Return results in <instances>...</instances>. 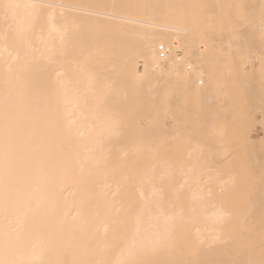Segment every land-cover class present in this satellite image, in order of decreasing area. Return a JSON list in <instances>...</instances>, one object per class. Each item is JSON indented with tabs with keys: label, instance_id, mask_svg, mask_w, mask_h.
Segmentation results:
<instances>
[{
	"label": "bare ground",
	"instance_id": "obj_1",
	"mask_svg": "<svg viewBox=\"0 0 264 264\" xmlns=\"http://www.w3.org/2000/svg\"><path fill=\"white\" fill-rule=\"evenodd\" d=\"M263 6L264 0H0V261L4 264H264V181L259 185L255 184L253 171L250 173L252 175H248V169L241 170L243 176L236 174L240 171H232L226 172L228 177L217 178L224 167L226 171L228 167L232 170L234 158L230 156L234 157L233 149L231 155L223 154L228 145L225 146L224 142V146H220L223 151L218 149V145L222 144L218 141H228L231 134L226 138L220 128L217 135L221 133L225 139L219 137L216 141L212 136L216 131L211 130L214 133L211 136L218 145L205 142L208 148L215 145L210 148L211 151L213 148L214 152L218 147L223 152H219L221 156L228 154L229 159H232L229 163L230 160L225 156L231 165L226 167L223 156V162L220 160L222 163L216 161L218 157H214L218 150L213 156L214 162H220L221 167L225 162L219 174L218 169L216 170L218 175L214 180H217V184L213 181L218 187L216 192L227 188L228 191L221 192L230 197V200L225 197L226 200L218 198V201H213L214 188H209V181L207 188L212 190H209L212 194L205 191L204 180H209L205 176L209 172L206 171L208 167L202 168L201 165L192 163L193 160L198 164L194 156L199 151L208 150L207 146L200 148V142L198 147L196 142H192L191 148H188L187 156L191 155V162L188 161L190 165L185 164L190 167H182L183 170H189L188 173L195 169L191 172L193 175L189 173L195 177L188 178V173L185 174L186 171H181L182 168L178 167L179 161L177 166L175 163L176 168L171 166V169L166 166L172 162L168 159L153 161V166L157 162L161 170L167 169L161 176L164 179H159L166 187L169 181L164 174L173 172L174 176L181 175L178 176L179 180L175 176L178 182L173 186L176 188L170 183L167 188L169 190L172 187L169 193L172 192L170 194L174 195L173 198L177 195L176 192L181 194L179 189L176 191L177 188L182 187L184 192L190 188L184 190L186 183L191 185V189L196 188V191L190 189V192H185L188 197L182 192L185 197L180 196L184 199L176 197L181 201L189 199L182 203L163 200L169 194L166 193L168 190H162L166 191L163 196L162 191L158 190L162 185L158 182L159 188L157 183L151 182V173L155 172L156 167L151 166V159L145 165L141 164L147 161H144L145 158L140 162L143 153L148 151L151 154V148L155 146L150 144L146 148L144 145V149L150 150H143L142 153L139 149L141 154L138 150L136 156L134 151H130V147L128 152H124L123 148H127L128 144L121 141L126 137L127 131L140 130L137 128L140 125L132 122L133 119L137 122L139 115L142 118L141 112L147 114V119L146 127L141 128L140 134L151 135L150 114L153 115L152 108H156L151 106L154 104L151 100L161 102L165 99L161 104L169 107L173 103L175 107L170 108L176 109L173 110L174 113H184L187 110L191 112L195 105L191 102L192 99H199L200 105L204 100L202 107L207 105L206 108L198 105L201 112L202 109H206V112L200 115L196 114L198 110H192L195 113L189 114L192 118L195 114L199 115V122L197 123L195 116L196 120L189 117V121L192 119L194 121L191 122L196 121L199 125L202 122L200 116L205 117L206 114H202L207 113V108L210 107L208 110L212 109L213 113H207L206 126L203 127L204 124L201 123L202 129L197 126L194 130L201 131L199 133L202 136L212 133L203 128L215 117L213 114L218 109L215 106L219 105L221 109L229 104L216 101L220 84L226 79L236 81L230 94L238 88L242 92L241 83L247 81L244 77L248 71V65H243L242 59L255 56L253 53L260 55V50L263 51L260 48H264L263 27L259 30L260 26H250L253 22L258 24V19L264 20ZM221 7H228L226 9L231 12L229 15L233 18L227 15V19L230 23L233 19V26L238 25L234 27V31L239 28V32H236H241L239 38L235 35L236 39L232 40L233 35L228 36L227 30L231 31L232 25L229 26L226 20L228 12L223 14L227 10L224 11ZM254 8L257 10L254 11ZM216 9L223 10V13L217 12L222 16L219 18L217 15L220 19L217 21L222 26L219 24L221 27L217 26L216 29L215 25L213 28L215 23L211 22L213 26L210 25V28L217 33L218 27L223 28L219 29L221 31L218 36L208 26H202L212 20L216 22L217 16L213 17L217 14ZM249 9L251 14L257 12V16L254 13L249 18L246 13ZM207 12H210L209 18L212 20H205L209 16ZM198 13L204 18L202 24V21L197 22L201 18H198ZM205 13L207 17L204 16ZM223 15L227 22L224 21V24L221 22L224 20ZM245 19L248 22H244ZM206 21L208 23L205 24ZM253 28L260 32L255 34ZM246 32L245 37L254 34L251 35L255 37H251L254 40L247 38L251 44L254 43L252 47H249L250 44L247 46V40L242 36ZM230 33L233 34V31ZM256 38H263L259 39L262 42ZM111 43L118 46L111 48ZM159 45L168 49L164 57H160L157 52ZM178 52L182 53V57ZM263 52L260 57H263ZM139 65L141 68H138ZM230 74L236 75L235 78L227 77ZM169 92L171 98L170 95L167 96ZM238 92L235 91L232 96L235 99V94L238 95L239 101L241 98ZM135 98H138L136 102ZM187 98L193 104L191 109L185 105ZM142 100L146 102L145 105L139 102ZM129 101L136 104L132 107ZM208 101L214 105L219 103L213 106ZM234 101L235 104L238 102ZM238 103L239 107L240 102ZM235 107L231 106L232 109ZM159 110L157 114L161 113V109ZM134 111L141 112L134 114ZM124 116L125 119L130 117L129 123ZM153 116L155 118L157 115ZM162 116L163 114L159 117ZM119 119L123 121V125L120 123L123 128H119ZM238 121L241 120L237 119L236 122ZM211 122L213 120L209 124ZM234 123L231 124L234 126ZM130 125H137L136 129ZM160 125L169 128L163 119L157 123V126ZM209 128L214 129L211 125ZM226 128L224 126L225 134L229 133ZM169 129L172 132V128ZM143 130L149 132L145 133ZM117 134L119 138L123 137L112 138ZM142 136L143 139L147 138ZM108 140H111V144ZM117 140L123 144L116 146ZM194 145L197 148L194 149ZM236 146H233L234 149ZM118 147L119 150L116 149ZM230 147L232 146L225 150ZM194 151L196 154L192 157ZM211 151L207 155H211L212 159ZM134 158L137 161L139 159L136 161L138 166L135 165ZM161 162H165V165ZM200 162L199 160V164ZM193 166L197 169L200 166L206 174ZM151 168H154V172H151ZM224 171L221 173L224 174ZM214 172L212 175L215 176ZM210 174L211 172L207 176ZM212 175L208 178L213 177ZM159 176L156 177L157 181ZM168 176L167 179H172ZM133 179L134 183L138 180V184L136 183L134 191H129L131 188L127 189L128 183ZM143 180L149 183L144 181L145 183L139 184ZM198 181L200 185V182L204 183L205 192H201ZM171 182L174 183V180ZM194 182L196 186L193 185ZM134 183H130L131 187ZM198 188L201 190L198 191ZM215 194L217 197V193ZM190 196L196 199L191 200ZM208 196L212 197V201H208ZM199 197H205V200L197 199Z\"/></svg>",
	"mask_w": 264,
	"mask_h": 264
},
{
	"label": "rangeland",
	"instance_id": "obj_2",
	"mask_svg": "<svg viewBox=\"0 0 264 264\" xmlns=\"http://www.w3.org/2000/svg\"><path fill=\"white\" fill-rule=\"evenodd\" d=\"M260 2V1H259ZM258 3V2H257ZM261 3V2H260ZM256 6V5H255ZM262 6V5H261ZM260 6V7H261ZM209 8V7H208ZM207 8V9H208ZM216 8V7H215ZM222 9H223V7H221ZM225 8V7H224ZM226 8H228V7H226ZM225 8V9H226ZM259 8V7H258ZM213 9V8H212ZM216 9V13L218 12V11H222L221 13H223V10L225 11V9ZM252 9V8H251ZM260 9V8H259ZM258 9V10H259ZM263 9H264V6H263ZM210 10H211V8H210ZM227 10V9H226ZM257 10V9H256ZM255 10V8H254V11H256ZM208 11H209V9H208ZM229 11H231V9L229 10ZM233 11L236 13V11L233 9ZM252 11V10H251ZM253 11V12H254ZM260 11V10H259ZM204 12V11H203ZM206 12V11H205ZM228 12V10L227 11H225V13H223L224 15L226 14ZM233 12V13H234ZM208 13V12H207ZM207 13H205L204 14V16H206V14ZM210 13V12H209ZM208 13V14H209ZM216 13H214L213 12V14H216ZM235 13L233 14L235 17L237 16V15H235ZM246 13H247V15L249 16V18L251 17L252 18V14H254V13H252L251 14V12H250V9L248 10V11H246ZM257 13V12H256ZM256 13H255V15H256ZM201 14H203L202 12H201ZM201 14L200 13H198V18L199 17H201L200 18V20L198 19V21L197 22H200V21H202V22H200L201 24L203 23V20H204V18H202L203 16H201ZM211 14H212V12H211ZM229 14H231V12L229 13L228 12V14H226L225 16H226V20H227V22H228V24H229V26L230 25H232L231 23H232V20H231V23L229 22V19H227V18H229L228 16H230ZM260 14V13H259ZM263 14V16L262 17H264V13H262ZM200 15V16H199ZM219 16V18H220V14H216V15H214L213 17H216V16ZM223 15V16H224ZM228 15V16H227ZM208 16V15H207ZM206 16V17H207ZM211 15L209 14V16H208V18H206L205 20H207L208 19V21L209 20H212L211 18H209ZM218 16L216 17V22L214 21L213 22V20L212 21H209V23H208V21H206V22H204L205 24L206 23H208L207 25H202V26H208V28H210V25H212L213 26V24L212 23H215L214 24V26H213V28H215V25H216V29H217V26H219V27H221L222 25H221V23H218V21H220V19H218ZM225 16H224V20L222 21L221 20V22H223V24L226 22L225 21ZM257 16V15H256ZM230 17H232V16H230ZM245 17V16H244ZM221 18H222V16H221ZM233 18V17H232ZM238 18V17H237ZM248 18V19H249ZM254 18V17H253ZM256 18V17H255ZM254 18V19H255ZM258 18V17H257ZM261 18V17H260ZM202 19V20H201ZM214 19V18H213ZM217 19H218V21H217ZM238 19H241V21L243 20V18H238ZM248 19L246 20V21H244V22H248ZM261 19H262V22H261ZM261 19H258L259 20V23L258 24H255L254 22L250 25V26H254V27H256L257 28V26H260V27H258V29L260 28V29H262L261 27H263V29H264V20H263V18H261ZM258 20H257V22H258ZM225 21V22H224ZM254 21H256V20H254ZM212 22V23H211ZM226 22V23H227ZM236 22V21H235ZM234 22V23H235ZM244 22H242V23H244ZM249 22H251V19H250V21ZM217 23V24H216ZM238 23V22H237ZM240 24H241V22H239ZM260 23H261V25H260ZM199 24V23H198ZM221 26H220V25ZM236 24V23H235ZM250 24V23H249ZM200 25V24H199ZM227 25V24H226ZM234 25V24H233ZM232 25V26H233ZM241 25H243V24H241ZM244 25H245V23H244ZM201 26V25H200ZM223 26H225V25H223ZM231 26V28L233 29H231V31H233V34L232 33H230L231 31L230 30H227L229 33H228V36L231 34V36L233 35V38L231 37V39L232 40H235L234 39V36L236 35V37H238L239 36V34L241 33H236V32H239V28L237 29V31L235 32L234 31V29L238 26H233L232 27ZM218 27V31L220 32L222 29L221 28H219ZM226 27V26H225ZM235 27V28H234ZM245 28H246V26H244ZM212 28V27H211ZM210 28V29H211ZM240 28H242V27H240ZM248 28H250L249 26H248ZM209 29V30H210ZM219 29H221V30H219ZM259 29V30H260ZM213 29H211V31H212ZM242 29H240V31H241ZM258 30V32H257V30L255 31V28H253V31H255V34H256V32L257 33H259L260 31ZM226 30H224V32H225ZM212 32H216V34H217V36H218V33H217V31H215V29L212 31ZM243 32H245V31H243ZM248 32V31H247ZM247 32L246 33H244L242 36H244L245 37V34H247ZM262 32V31H261ZM264 32V31H263ZM222 33V32H221ZM249 33V32H248ZM214 34V33H213ZM220 34V33H219ZM223 34V33H222ZM251 34V33H250ZM249 34V35H250ZM215 35V34H214ZM252 36L254 35V34H251ZM249 36V37H245V39L247 40V38H249L250 39V41H252V40H254V39H251V37L252 36ZM259 35V34H258ZM216 36V35H215ZM262 36H264V33H263V35ZM230 37V36H229ZM258 37V36H257ZM120 38H123V37H120ZM239 38V37H238ZM252 38H255V37H252ZM125 39V38H124ZM123 39V40H124ZM248 39V40H249ZM257 39V38H256ZM259 39H261V38H259ZM259 39H257V40H259ZM263 39V38H262ZM261 39V40H262ZM117 40H120V39H117ZM123 40H121V41H123ZM130 40V39H129ZM247 40V43L246 44H248L247 46H249V44H250V46L249 47H252L251 45H253V44H251L250 43V41H248ZM114 41H116V40H114ZM113 41V43L115 44L116 42H114ZM249 42V43H248ZM259 42H262V41H260L259 40ZM264 42V41H263ZM113 43H111V45H113V47L111 46V45H109V46H111V48H114V47H116V46H118V45H116V46H114V44ZM117 43H119V42H117ZM122 43V42H121ZM124 43V42H123ZM128 42H125V44H127ZM100 44H102V43H100ZM99 44V45H100ZM104 45H107L106 43H103ZM124 44V45H125ZM264 43H262V45H263ZM98 45V47H100L101 48V46H99ZM104 45H102L103 47H104ZM123 45V46H124ZM259 45H261L260 43H259ZM261 45V46H262ZM128 46V45H127ZM255 46V45H254ZM122 47V46H121ZM120 47V49H122ZM126 47V46H125ZM257 47H259L258 45H257ZM264 47V46H263ZM118 48V47H117ZM261 49H263V51H264V48H262V47H260ZM251 49V48H250ZM256 49V48H255ZM248 50V49H247ZM251 50H253V48L251 49ZM260 49H258V51H259ZM250 51V50H249ZM258 51H256V52H258ZM261 52H263L262 50H260ZM248 52V51H247ZM246 52V54H248ZM252 52V51H251ZM260 52V55L262 54ZM264 53V52H263ZM178 55H180V57H182V53H180V52H178L177 53ZM243 54H245V48H244V52H243ZM249 54H251L250 52H249ZM253 54H255V56L254 55H248L249 56V59H245V58H243L242 59V64L243 65H245L246 66V63H247V67H248V71H247V76H245L244 78H246V80L248 81V83H247V81L246 82H242L241 83V91L242 92H240V88H238L237 90L235 89V91H237L238 92V90H239V92L238 93H240V95H239V98H241V99H239V101L237 100V97H238V95L236 96V94H235V99H233V94H234V92H232V94H230L231 93V91H233L234 90V88L232 89V87H234L235 85H236V81H231L230 79H226L225 81H223L221 84H220V86H219V89H220V91H218V93H217V100L216 101H219L221 104L222 103H233V104H230L231 106H233V107H235L236 105V107H237V110H236V107L235 108H233V109H235V110H233L232 108H231V106H229V104H227L228 106H226V107H224V106H222L221 107V109H220V107H219V105H216V104H218L219 102H217L215 105H214V103H215V99L213 100V102L214 103H212V102H210V101H208L209 103H210V105L211 104H213V106H215L216 108H218L217 110H221V112L219 111H217L216 110V115L215 114H213L215 117L213 118V116L212 115H209V116H212V118L213 119H211L210 121H212L213 120V123L211 122V124H209L210 123V121H209V123L207 124V127L204 129L203 128V130L204 131H206L207 129H209V131H211V130H215L216 132H214L215 133V135H212L213 136V138H215L216 139V141H218L217 139L219 138V137H224L222 134L224 133V135H226V138L228 137V135H230V136H232V138L229 136L227 139H228V141H218V143H222V144H217V142L215 141L214 142V140L215 139H213L212 138V136H211V134H214L213 133V131H211L212 133H209L208 135H201V133H199V132H201V131H196V130H194L195 129V127L197 128V126H199V128H200V126L201 125H203L204 124V126L203 127H205L206 126V115H207V113H213V111H212V109H209L208 110V108H210V107H208L207 108V113H204V114H202V115H205V117H203L202 116V118H201V116H200V121H202V122H200L199 123V125L197 124L198 122H199V120H198V118L199 117H197V116H199V115H197V116H195L197 113L198 114H200V113H203L206 109H202L203 110V112H201V107H202V105H203V102H204V100H203V102H202V105H200L201 104V102H200V100L199 99H196V101H195V99H192L191 100V102H193V104L195 103V105H194V109L192 108V110H198V112H196V114L194 115L196 118H197V120H196V118H194V116H193V118L197 121V123H195V122H191V121H194V120H192L193 118H192V116L191 115H193L194 113H195V111L192 113V110H191V112H190V110H187V112H185V111H183L184 113H174L173 112V110L175 109H171V108H173V106H174V104L173 103H170V107H169V105H162L161 103H163L162 101L164 100V102L166 101L165 99H163L161 102L158 100V101H154V100H151V102H152V104L153 105H151L152 107H156V108H152L153 109V112H152V114L153 115H159V116H161L162 114H163V116H164V118H163V116L160 118L159 116L156 118H153L154 116L153 115H151L150 114V116H151V128H150V131H151V137L149 136V134L147 135V134H144V133H142V135H145L144 137H147V138H145V139H143V136L140 134L142 131V129L141 128H143L145 125H146V119L147 118H145V116L147 115V114H143L141 111H134V114L136 113V114H140V112H141V115H142V118L141 117H139V116H137L138 117V120H137V118H136V120H137V122H134L135 120L133 119V117H136V116H134L133 115V117L131 116V118L133 119V122H132V119H131V122L132 123H137V125H140V126H138L137 128H138V130H139V128H140V132L139 131H137V129L135 128L136 126L135 125H133L134 126V128L136 129V130H134V129H131V127L129 128V129H131V131H133V132H130L129 131V133H128V131L126 132V134H125V132H124V134H125V136L126 137H121L123 140H121L123 143H124V141H125V145L126 144H128V146H127V148H126V146H124V150L122 149L121 151H124V152H128V148L130 147V151L132 150V151H134L135 153H136V156H138L137 155V153H138V150L139 149H141L142 150V153H143V150H150L149 148L148 149H144L147 145L148 146H150V144L151 145H154L155 147H152L151 148V154H148L149 152L148 151H146V153L148 154V157H149V159H146V158H148L147 157V154L146 153H143L144 155H143V157L141 158V160H140V162L143 160V158H145L144 159V161L145 160H149L148 162L147 161H145V163H141L142 165L144 164H146V163H149L150 162V159H151V166L152 167H156V169L158 170V172L160 173V171L162 172V171H164V172H162L161 174H159L158 172H157V170L156 169H154V168H151L152 169V171L151 172H157V173H155V176L153 177V175H154V173H151L152 175H151V180L153 179V181H151V182H154V184L155 183H157V185L159 186V183H160V180H161V178L163 177V173H165L166 171H167V169H165V170H161L162 168L161 167H159L158 165H157V162H156V164H154V166H153V161H157V160H161V161H163V160H166V159H168L169 161H172V162H174V165H173V163L171 162H169L170 164H167L166 166H168V167H170V169L172 168L171 166H175V163H176V166L178 165V161H179V163H180V165H178V167L181 169L182 168V170L181 171H186L185 169L183 170V167H185V166H187V168H188V166L190 165V162H191V159H189L190 157H191V155L190 156H187V153H188V148L190 147V145H192L193 143L192 142H196V144H197V147L198 146H200L199 144L201 143L202 145L200 146V148H203V146H207L206 148L208 149V150H206L205 148V150H203V151H199V150H196V151H199L198 152V155H196V156H194L196 159L195 160H197L198 161V164H196L195 163V161H193L192 160V163H194V165H201L202 166V168H203V166L204 167H208L207 169H210V170H207L206 169V171H209V172H207V174H209L210 172H211V174H210V176L213 174V172L215 173V176L214 175H212L213 177H211V178H208V177H210V176H207V174L206 173H204V172H202V170L200 169V166H198V169L196 168V166L194 167V168H196V170H201V172L202 173H204V175L207 177V179H209V180H204L203 181V179H202V181L204 182V183H206L205 184V188H206V192H210V191H212L211 189H213V191H212V193L214 192V193H217V197H216V194L214 195V193L212 194L211 192L209 193V194H212V197L214 198V199H216V200H214L213 199V201H218V198L220 199L221 198V200H224V198L226 197L227 198V200H230V197H227V196H225L223 193H225V191L227 190V188H221V189H218V192H216V188H218V187H216L215 186V183L217 182V180L215 181L214 179H216V175H218L219 174V170H221L222 169V167H224L223 166V164L226 162L227 164H226V167H227V165L228 166H231L232 167V170H231V168L230 167H228V171H226V169H225V167L223 168L224 170H221V172L222 171H224L223 173L224 174H222L221 172H220V175H218V177L217 178H224V177H228L227 176V174H226V172H232V171H240V173H236V174H238V175H241L242 174V176H243V172L241 171V170H243V171H245V170H250L249 171V174L247 173V172H245L246 174H248V175H252V174H254V178H253V181L255 182V184H261V182H263L264 181V89H263V84H264V66H263V62H264V59L262 60V58H264V54H263V57H260V55H258V54H256V53H253ZM260 57V59H257V57L258 56ZM245 56V55H244ZM247 56V55H246ZM245 56V57H246ZM262 56V55H261ZM241 57H243L242 55H241ZM255 58H256V60H255ZM245 60H247V62L245 61ZM261 60H262V67H263V69H262V67L260 66V64H261ZM249 61V62H248ZM254 61V62H253ZM255 63V64H254ZM260 66V67H259ZM250 67V68H249ZM138 68H141V65H139L138 66ZM256 69V70H255ZM258 69V70H257ZM235 76L236 75H234V74H230V75H228L227 77H231L232 79L233 78H235ZM233 82V83H232ZM252 82H253V84H252ZM232 89V90H231ZM168 90V89H167ZM263 90V91H262ZM166 91V90H165ZM164 91V92H165ZM168 91H170V90H168ZM171 92V91H170ZM169 92V94H167V96L169 97V95L171 94ZM165 94V95H166ZM232 97H231V96ZM163 96H164V93H163ZM167 96H165L166 98H168ZM171 96L172 95H170V98H171ZM143 98H145V96H142ZM186 98V97H185ZM136 99H138V98H135L134 100H135V102H136ZM140 100H141V98H139ZM152 99V98H151ZM188 100H186V101H188L187 103H186V101H185V105H187L188 106V108L191 106V104L189 103L190 101V99L189 98H187ZM231 99H233V101H231ZM132 100V99H131ZM167 100H169V99H167ZM197 100H198V103H197ZM230 100V101H229ZM234 100H236V101H238V102H240V106L238 107V105H239V103L238 102H236V104H235V101ZM147 101V100H146ZM154 101V102H153ZM170 101V100H169ZM202 101V100H201ZM133 102V101H132ZM140 103H144V105L146 104V102H144L143 100L142 101H139ZM150 102V103H151ZM158 102H159V104H158ZM172 102V101H171ZM206 102H207V100H206ZM128 103H130V106L132 105V107L134 106V104H136V103H134V104H132L130 101L128 102ZM127 103V105H129ZM139 103V104H140ZM166 103H168L169 104V102L167 101ZM197 103V104H196ZM238 103V104H237ZM138 104V103H137ZM160 104H161V106H160ZM188 104H190V105H188ZM192 104V105H193ZM201 106H199V105ZM142 105V104H141ZM148 105V104H147ZM209 105V104H208ZM138 106H140V105H138ZM160 106V107H159ZM187 106L185 107L186 109H187ZM195 106H197V108L195 109ZM198 106H199V108H198ZM218 106V107H217ZM124 107H125V105H124ZM135 107H136V105H135ZM141 107V106H140ZM139 107V108H140ZM145 107V106H144ZM143 107V108H144ZM175 107V106H174ZM192 107V106H191ZM191 107H190V109H191ZM207 107V105L205 106L204 105V107H202V108H206ZM214 107V108H215ZM126 108V107H125ZM124 108V109H125ZM127 108H128V106H127ZM131 108V107H130ZM212 108V107H211ZM213 108V110L215 111V109ZM147 109V108H146ZM148 109H150V106H148ZM159 109H161V115L158 113L157 114V112H159L158 110ZM230 109H232V110H230ZM128 110H130V109H128ZM131 110H133V109H131ZM138 110V109H137ZM140 110V109H139ZM155 110H156V112H155ZM170 110H172V111H170ZM183 110H185V109H183ZM199 110H200V112H199ZM174 111H176V109L174 110ZM182 111V110H181ZM209 111V112H208ZM212 111V112H211ZM130 112H132V111H130ZM144 112V111H143ZM150 112V111H149ZM148 112V113H149ZM154 112L156 113V114H154ZM188 112H190V113H188ZM206 112V111H205ZM172 113V114H171ZM192 113V114H191ZM125 114H126V112H125ZM130 114H132V113H130ZM129 114V115H130ZM189 114H191L190 116H189ZM219 114V115H218ZM223 114V115H222ZM231 114V115H230ZM201 115V114H200ZM220 115H222V116H220ZM236 115V116H235ZM125 116H127V115H125ZM125 116H124V119H125ZM144 116V117H143ZM231 116V117H230ZM238 116H240V117H242V119L241 118H239ZM128 117V116H127ZM127 117H126V119H127ZM189 117L190 118H192L191 119V121H189L190 119H189ZM207 117H208V115H207ZM237 117V118H236ZM123 118V117H122ZM211 118V117H210ZM236 118V119H235ZM125 119V120H126ZM141 119V120H140ZM155 119H157V120H155ZM158 119H163V121H165V122H167L168 123V125H169V128L171 127L172 128V132L170 131V129L169 128H166V127H164L163 125H160V126H157V123L158 122H160L161 120H159L158 121ZM202 119V120H201ZM225 119V120H224ZM237 119H240L241 121H238V122H236L237 121ZM123 120V119H122ZM124 120V121H125ZM128 120H130V117L126 120V121H128ZM205 121V123H204V121ZM208 120H209V118H208ZM231 121V122H229L230 123V125H232L231 123H233V122H235L234 123V126L232 125V126H230L229 125V123L227 122V121ZM232 120H236V121H232ZM157 121V122H156ZM224 122V123H223ZM120 123H122L121 125H123V121L121 122L120 121V119H119V121H118V124H119V128L121 127L120 126ZM127 123V122H126ZM128 123H129V121H128ZM131 123V124H132ZM201 123H203V124H201ZM222 123L224 124V126H225V128H226V126L227 127H229L228 129L226 128V130L227 131H229V133H227V134H225V132L223 131V130H225L224 129V126L222 125ZM226 123H228V124H226ZM237 123H239V124H237ZM118 124L116 123V126L118 127ZM201 124V125H200ZM214 124V126H212ZM125 126H126V124H124ZM209 125H211V127H214V129L213 128H209ZM236 125L238 126L237 127V129H235L236 128ZM127 126H129V124L127 125ZM130 126H132V125H130ZM133 126H132V128H133ZM216 126V127H215ZM222 126H223V128H222ZM146 127V126H145ZM233 128V130H231V131H233L232 133H231V131H230V129H232ZM121 128H123V126L121 127ZM128 128V127H127ZM126 128V129H127ZM222 129V131L220 130V132L222 133H220V135H217L218 133H217V131H218V129ZM173 129H176V130H173ZM201 129H202V126H201ZM200 129V130H201ZM217 129V130H216ZM119 131H121V132H123L122 130H119ZM174 131V132H173ZM175 131H177V132H179L178 134H177V132H175ZM226 131V132H227ZM234 131H237V133H238V135H237V133L236 132H234ZM143 132H145V133H148L149 131L147 130V131H145V130H143ZM128 133V134H127ZM139 134V135H137V134ZM176 133V134H175ZM208 133V131L206 132V134ZM119 134V133H118ZM118 134H117V136H113L112 138H114V137H116V138H118V139H121V138H119L118 137ZM133 134H136V136L134 135L133 136ZM203 134V133H202ZM122 135V134H121ZM120 135V136H121ZM210 135V136H209ZM234 135H237V137H235ZM207 136V137H206ZM216 136V137H215ZM234 136V137H233ZM128 137V138H127ZM133 137H134V139H133ZM138 137V138H137ZM124 138H126V139H124ZM140 138H141V140H140ZM149 138H151V139H149ZM211 138V139H210ZM235 138H236V140H235ZM238 138V139H237ZM134 141H132V140ZM149 139V141H147ZM222 139H225V137L224 138H222ZM234 139L235 141H232V140ZM130 140H131V143H130ZM238 140V141H237ZM109 141V140H108ZM107 141V142H108ZM114 141H116L115 139H114ZM120 140L118 141L117 140V145L116 146H120V145H118V144H120V143H122ZM128 141V142H127ZM138 141V142H137ZM147 141V142H146ZM230 141V142H229ZM111 142V140L109 141V143ZM119 142V143H118ZM133 142V143H132ZM136 142V143H135ZM141 142L142 143H144V142H146L145 144H141ZM200 142V143H199ZM205 142H209L208 144H211L210 142H214L215 144H217L218 145V147H220L221 145L222 146H226L227 144L229 145L231 142H235V144L234 143H231L229 146H232V147H230L229 149H227V150H225L227 147H229L228 145H227V147L226 148H224V153L223 152H221L220 150H218V149H221V147L220 148H218L217 146V148L215 149V153L213 152V148H212V151H211V147L214 145V144H212V145H210L211 147L210 148H208L209 146H208V144L207 143H205ZM226 143V144H224V143ZM114 143V142H113ZM122 143V144H123ZM132 144V146L130 145V144ZM111 144V143H110ZM121 144V145H122ZM203 144H205V145H203ZM224 144V145H223ZM236 144H238V146H236ZM114 146H115V144H113ZM144 145H145V147H144ZM140 146H142L143 148H141ZM195 146V147H194ZM194 146H192V148L194 147V149L195 148H197L196 147V145H194ZM215 146V145H214ZM233 146H236L235 147V149H234V147ZM113 147V146H112ZM126 148V149H125ZM147 148V147H146ZM191 148V147H190ZM116 149H118L119 150V147L118 148H116ZM120 149H121V147H120ZM222 149H223V147H222ZM221 149V150H222ZM232 149H233V151H234V153H233V156L234 157H231L232 155ZM110 150V149H109ZM118 150H115V151H118ZM190 150H193V149H190ZM202 150V149H201ZM213 153L212 154V157L214 156V154H217V152H218V154L217 155H215L214 157H218L217 159H216V161H222V159L223 158H225V159H223V161L224 160H226L223 164H222V167L220 166L221 165V163L223 162H214V160H215V158L213 157L212 159L210 158L211 157V155H210V157H209V155H207V154H209L210 153V151ZM216 150H218L217 152H216ZM228 150H231V151H229L228 152ZM236 150V151H235ZM140 151V150H139ZM144 151V152H145ZM196 151H194V154H192V157H193V155H195L196 153ZM223 151V150H222ZM225 151H227V152H225ZM113 152V151H112ZM120 152V151H119ZM193 152V151H192ZM192 152H190V153H192ZM219 152H221V153H223V154H225V153H229V155H231L230 156V158H234L233 159V161H232V159L230 160L229 159V157H228V154L227 155H222L223 156V158H221L222 156H221V153H219ZM236 152V153H235ZM231 153V154H230ZM139 154H141V151H140V153ZM153 154V155H152ZM220 154V155H219ZM236 154V155H235ZM150 155H152V156H150ZM142 155H140V157H141ZM220 156V157H219ZM228 157V159L230 160L229 161V163H231V161L234 163H231V165L227 162V160L228 159H226V157ZM138 158V157H137ZM214 159V160H213ZM174 160V161H173ZM199 160L201 161L200 163L201 164H199ZM134 161H135V165H139V163H137L136 164V161H137V159L136 158H134ZM138 161H139V159H138ZM137 161V162H138ZM188 161H190L189 163H188ZM164 164L165 165V162H161V164ZM166 163H168V162H166ZM188 163L189 165H186V164ZM220 163V164H219ZM159 164V163H158ZM137 165V166H138ZM142 165L141 166H139V167H142ZM160 168H158L157 166ZM164 165H160V166H164ZM185 165V166H184ZM219 165V166H218ZM176 166L174 167V168H176ZM181 166V167H180ZM183 166V167H182ZM219 168H218V167ZM190 167V166H189ZM214 168V170H213V168ZM215 167H217L216 169H215ZM173 168V169H174ZM221 168V169H220ZM229 168H230V170H229ZM153 169H154V171H153ZM192 169V168H191ZM205 169V168H204ZM218 169V174H216V170ZM160 170V171H159ZM168 170H169V168H168ZM174 170H176V169H174ZM193 170H195V169H192V171L191 172H193ZM253 171V173L252 174H250L252 171ZM178 171H179V169H178ZM189 171V170H188ZM188 171H186L185 172V174L186 173H188ZM204 171V170H203ZM191 172H189V173H191ZM198 172H200V171H198ZM198 172H197V174L196 175H198ZM169 173L170 172H168V174H167V176L169 175ZM173 172H171L170 173V176H168V177H171L173 180H174V183L173 182H171V181H173L172 179H167V176H166V174H164L165 176V178H166V180L167 181H169L168 182V186H170V185H172V187H175V186H173V184H175V182L177 181V180H175V176H174V174L175 173H173ZM189 173H188V178L190 177H195V176H192L193 175V173H191L192 175L190 176L189 175ZM201 173V176L203 177L204 175ZM158 174V175H157ZM178 174V173H177ZM184 174V175H185ZM195 174V173H194ZM221 174H222V176H221ZM160 175V176H159ZM174 176V178H173V176ZM180 175V174H179ZM178 175V176H179ZM182 175H183V173H182ZM245 175V174H244ZM157 176H159V178H157L158 179V181L156 180V177ZM162 176V177H161ZM178 176H176V179H178ZM224 176V177H223ZM229 176H230V173H229ZM180 177H181V175H180ZM184 177V176H183ZM197 177H199V176H197ZM202 177H200V179L202 178ZM206 177H204V178H206ZM155 178V179H154ZM160 179V180H159ZM162 179H164V178H162ZM182 179H184V178H181V180ZM185 179H187V178H185ZM200 179H199V181H200ZM213 179V180H212ZM134 180V181H133ZM133 180H131L130 181V183L132 184V183H134L135 182V179H133ZM157 181V182H155V181ZM179 180V179H178ZM192 180V179H191ZM133 181V182H132ZM137 182H138V180H136ZM145 180H143V181H140V183L139 184H141V183H149V181H145ZM187 181V180H186ZM189 181V180H188ZM187 181V182H188ZM199 181H198V183L197 184H199ZM207 181H209V188H211V189H208L207 187H208V182ZM215 183H214V182ZM136 182V183H137ZM159 182V183H158ZM162 182V184L160 183V186L162 185V186H165L166 187V185L164 184L163 185V181H161ZM164 182H166L165 180H164ZM178 182V181H177ZM177 182H176V184H177ZM182 182L183 181H181V185H182ZM192 182V181H191ZM195 182H197V181H195ZM195 182H194V184L193 185H195ZM203 182H200L201 183V185L203 184V186H201L200 184V188H202V190L200 189V188H198V191H199V189L201 190V192L203 191V189H205V188H203L204 187V183ZM214 184H213V183ZM226 183H228L227 181H225ZM130 183H128L129 184V186L127 187V189L130 187L131 189H129V191H134L135 190V186L138 184H136V183H134L133 185V187H131L132 185L130 184ZM169 183H170V185H169ZM186 183V182H185ZM190 183V182H189ZM249 183H250V181H249ZM167 184V183H166ZM179 184V183H178ZM188 183H186V185H187ZM217 184V183H216ZM180 185V186H181ZM183 185H184V183H183ZM186 185L184 186V190L186 189V188H188V187H190L189 189H187V190H189L188 192H190V189H191V185H187V187H186ZM207 185V186H206ZM212 185V186H211ZM160 186H159V188H160ZM161 186V188L160 189H158V190H160V192L162 191V190H168L167 188H169L168 186L165 188V187H162ZM196 186V185H195ZM172 187L166 192V191H162L163 193L164 192H166V193H169V191L172 189ZM163 188H165V189H163ZM176 188V187H175ZM180 190L181 191V194H180V192L178 191V192H176L177 193V195L175 196V198H173V196L174 195H172V194H170V193H172V192H170L169 194L172 196H168V195H166L165 196V193L163 194L162 192H161V194L163 195V196H165L164 198L165 199H163V200H167V201H181L180 199H184V197H185V195H186V197H188V194H185V192L187 193V190L184 192L183 191V188L182 187H179V188H177L176 189V191L177 190ZM196 189V188H195ZM193 187H192V189L191 190H195ZM210 190V191H209ZM223 190H225L224 192H223ZM173 191H175L174 189H173ZM196 191V190H195ZM205 191H203V192H205ZM220 191V192H219ZM223 193H222V192ZM228 191V190H227ZM185 194H183V193ZM175 192H173V194H174ZM178 193H179V195H178ZM219 193H221V195L219 194ZM218 194H219V197H218ZM180 195H183L184 197H182V196H180ZM163 196H161V199L163 198ZM180 196V197H179ZM224 196V197H223ZM176 197H179V198H176ZM209 197V196H208ZM211 197V198H212ZM222 197H223V199H222ZM210 198V197H209ZM208 198V201L210 200V201H212L211 200V198L209 199ZM226 198H225V200H226ZM229 198V199H228ZM190 199L192 200L193 199V197L191 198V196H190ZM194 199H196V198H194ZM193 199V200H194ZM197 199H202V197L200 198H197ZM207 199V198H206ZM189 199L187 198H185V200H182L181 202L182 203H185V201H188ZM202 200H205V197H204V199H202ZM220 201V200H219Z\"/></svg>",
	"mask_w": 264,
	"mask_h": 264
},
{
	"label": "built area",
	"instance_id": "obj_3",
	"mask_svg": "<svg viewBox=\"0 0 264 264\" xmlns=\"http://www.w3.org/2000/svg\"><path fill=\"white\" fill-rule=\"evenodd\" d=\"M157 52L160 57H164L168 53V49L164 47L163 45H159L157 47ZM199 84H201V82H199Z\"/></svg>",
	"mask_w": 264,
	"mask_h": 264
},
{
	"label": "snow or ice",
	"instance_id": "obj_4",
	"mask_svg": "<svg viewBox=\"0 0 264 264\" xmlns=\"http://www.w3.org/2000/svg\"><path fill=\"white\" fill-rule=\"evenodd\" d=\"M0 264H4V262L3 261H0Z\"/></svg>",
	"mask_w": 264,
	"mask_h": 264
}]
</instances>
